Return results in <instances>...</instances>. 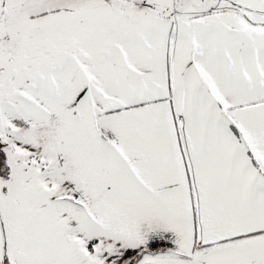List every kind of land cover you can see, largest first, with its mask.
Wrapping results in <instances>:
<instances>
[{
  "label": "snow or ice",
  "instance_id": "obj_1",
  "mask_svg": "<svg viewBox=\"0 0 264 264\" xmlns=\"http://www.w3.org/2000/svg\"><path fill=\"white\" fill-rule=\"evenodd\" d=\"M0 264H264V0H0Z\"/></svg>",
  "mask_w": 264,
  "mask_h": 264
}]
</instances>
